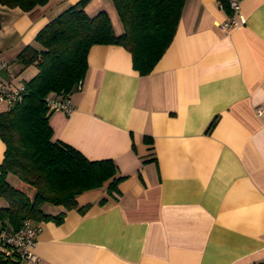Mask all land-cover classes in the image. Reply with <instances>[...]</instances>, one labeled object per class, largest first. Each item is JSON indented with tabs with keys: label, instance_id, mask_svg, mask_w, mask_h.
<instances>
[{
	"label": "crops",
	"instance_id": "crops-1",
	"mask_svg": "<svg viewBox=\"0 0 264 264\" xmlns=\"http://www.w3.org/2000/svg\"><path fill=\"white\" fill-rule=\"evenodd\" d=\"M76 1L30 11L0 4V60L10 64L2 79L18 84L36 74L35 65L16 64L17 54ZM239 5L229 14L218 0H184L172 41L146 75L123 46L90 47L70 95L75 109L50 113L53 137L88 159H112L126 177L105 203L104 187L78 195L89 204L84 212L45 204L63 217L37 222L38 260L15 264L264 261V0ZM99 10L121 33L112 1L85 6L89 15ZM230 15L239 25L223 30ZM4 151L0 139V162Z\"/></svg>",
	"mask_w": 264,
	"mask_h": 264
},
{
	"label": "trees",
	"instance_id": "trees-1",
	"mask_svg": "<svg viewBox=\"0 0 264 264\" xmlns=\"http://www.w3.org/2000/svg\"><path fill=\"white\" fill-rule=\"evenodd\" d=\"M48 0H0L1 5L30 11ZM89 0H78L35 35L34 45H26L16 56L21 68L35 65L37 72L23 81L21 98L0 110V139L5 145L0 162V264H15L6 255L4 237L20 227L24 219L37 223L60 221L64 211L50 214L45 204L60 205L80 212L77 196L105 188V203L118 192L126 176L110 158L88 159L72 145L53 137L49 122L48 96H64L78 89L88 68L87 54L94 44L121 45L129 51L132 65L141 75L148 74L173 39L184 0H111L122 24L116 33L105 10L93 15L85 11ZM229 14L230 0H218ZM1 26V22H0ZM214 117L206 131L215 125ZM152 147V146H151ZM9 176L31 186L33 195L13 185ZM256 264H264V261Z\"/></svg>",
	"mask_w": 264,
	"mask_h": 264
},
{
	"label": "built area",
	"instance_id": "built-area-1",
	"mask_svg": "<svg viewBox=\"0 0 264 264\" xmlns=\"http://www.w3.org/2000/svg\"><path fill=\"white\" fill-rule=\"evenodd\" d=\"M229 6L233 13H239V0H230ZM239 23L231 15L228 19L220 23L223 30L238 26ZM10 64L0 60V70H8ZM24 91L23 82L12 84L0 77V101L5 103V107H10L15 104ZM46 104L50 111L60 110L66 114H70L74 109L71 102L70 94L64 96H48ZM39 225L30 219H24L19 228L9 232L4 237V251L6 255H11L17 260H26L36 262L38 256L34 253L33 247L36 242Z\"/></svg>",
	"mask_w": 264,
	"mask_h": 264
},
{
	"label": "rangeland",
	"instance_id": "rangeland-1",
	"mask_svg": "<svg viewBox=\"0 0 264 264\" xmlns=\"http://www.w3.org/2000/svg\"><path fill=\"white\" fill-rule=\"evenodd\" d=\"M0 104L2 105V106H4V102H0ZM13 178H11L12 180V183H14L15 181H16V183H17V187L19 188V189H21V190H23L26 194H28L29 196H32L33 195V192H34V190H33V188L31 187V186H28V185H26V184H24V183H22V182H19V180L16 178V177H14V176H12ZM14 179V180H13Z\"/></svg>",
	"mask_w": 264,
	"mask_h": 264
}]
</instances>
